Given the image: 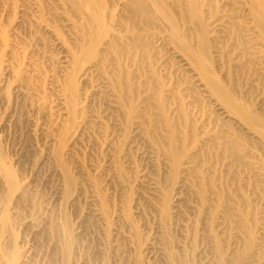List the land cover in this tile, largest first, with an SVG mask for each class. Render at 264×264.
Masks as SVG:
<instances>
[{
  "label": "bare ground",
  "instance_id": "obj_1",
  "mask_svg": "<svg viewBox=\"0 0 264 264\" xmlns=\"http://www.w3.org/2000/svg\"><path fill=\"white\" fill-rule=\"evenodd\" d=\"M0 99L1 129L26 107L62 201L86 198L89 221L133 264L143 252L191 264L185 195L205 220L202 264H264V0H0ZM1 139L0 264H32L17 210H41ZM141 201L155 236L139 229ZM69 221L44 228L50 264H76Z\"/></svg>",
  "mask_w": 264,
  "mask_h": 264
},
{
  "label": "rangeland",
  "instance_id": "obj_2",
  "mask_svg": "<svg viewBox=\"0 0 264 264\" xmlns=\"http://www.w3.org/2000/svg\"><path fill=\"white\" fill-rule=\"evenodd\" d=\"M0 101H1V99H0ZM13 101H14V99L12 98V102ZM5 110H6L5 105L1 101L0 102V137L2 138L1 139L2 140V146L4 147V150H6L5 152H6L7 156L12 160L13 166L15 165L14 166L15 171L20 175V177H22V178L24 177V179L29 184V190L32 189V190H30V192H31V194L33 193L32 194L33 196H36V197H34V199L36 200L37 203L39 202L38 205L40 206V210H41V212H39L40 214L39 213L33 214V213H31L30 209L27 208L28 204L26 206L24 204L23 205L24 207L22 206L19 210H17L19 220L24 219V221L22 220L23 222L20 225L21 227L19 226V229L17 232L18 246L25 248V249L27 247V250H30V252H31L30 259H33V260H31V262H33L32 264H48V262L50 264L49 258H50L51 248H48V247H50V243L47 240V236L45 234L44 228H46V226L49 227L52 222H54V224L55 223H57V224L62 223V218H64L65 215H66L67 219L70 220L69 223L71 224L72 228L75 229V231H76L75 240H76V242L78 240V243H76V245L77 246L79 245L78 247L76 246L77 250H78V258L76 260V264H118V263L119 264H133V262L130 261V260H132L131 257L133 255V252H129L131 255V257H130L126 247L123 246V244H121L120 248L122 249V251L119 249L120 251L118 250L119 252H117L115 247H114V249L116 251V253H115L114 249H113V246H115V245L112 244L113 246H111L112 241L116 244V241H114V240H116L114 238V234L112 232H110L109 238L111 240L109 243H106L104 241L105 240L104 234H102L103 229L99 225H96V224L91 223L89 221V219L91 218V216L89 215L90 214V209H89L90 206H89V202L86 200V198L85 199L83 197L81 199L79 198V200L73 204L72 203L67 204V203H64L62 201L63 200L61 198L62 196L59 193V184H57V182H58L57 175L55 173L52 174L51 171L49 172L50 168L48 167L47 164L41 163L42 159L44 158V155H45L44 153L46 152V148H45L46 146H44L45 145L44 141L42 142V139L40 140L39 138L36 141H33L31 139L32 138L30 136L31 135V133H30L31 127L29 125H27V122L25 121V116L27 114L26 107L23 108V106H20V104L17 106L16 116L20 117L21 123H17V124L7 123V125L9 124V126H7L4 130H2L1 129L2 125L6 123V119H7V112L8 111L7 110L5 111ZM24 113H26V114H24ZM23 116H24V118H23ZM28 132H29V134H28ZM28 142L30 143V145ZM5 145H6V147H5ZM42 155H43V157H42ZM140 161H141V159H138L136 161V164L138 166H140L139 168H141V167H142V169L145 168L146 163L143 160L141 162ZM123 164H124V166L128 167V165H126L125 162ZM41 166H42V168H41ZM41 173H43V174H41ZM21 174H22V176H21ZM36 176H37V178H36ZM51 179H52V181H51ZM33 182H35V183H33ZM36 189H39V190H36ZM57 190H58V192H57ZM185 196H184V200H183L184 203L180 204V210L181 211L183 210L182 213L185 212L184 214L187 216V217H185L183 214L185 219H187L189 216L190 218H192V219L188 218L191 222L193 220H195L193 222L196 223L197 230H198L196 233V236H198V238H197V242L195 244V247H196V250L199 252H197L195 254V256L191 255L189 252L190 256L188 258H189L191 264H202V262L205 260V258L211 257L210 256L211 253H208L209 250L206 249L207 248L206 247V245H207L206 235H205L206 232H204L205 231V223H204L205 220L203 217H202L203 218L202 219L201 216H198V218H196L197 217L196 211L193 209L192 211H195L193 213L191 211V208H189L188 204H187V203H189L188 199L190 197H187V195H185ZM189 200H190V202H192L191 206H193L192 205L193 201L191 199H189ZM43 206H45V207H43ZM184 206H186V207H184ZM143 207H144V209H143ZM146 208L148 209L146 204L144 202L142 203V201H141V216L139 215L140 218H138L139 216H137L136 221L138 223L139 229H142L141 233L143 235L145 234V232L147 234V231L149 230L150 233H148V234L150 236H155V233L157 231L156 230L157 229V221L155 222L156 218L154 216L155 214L153 215V213L149 209L147 210ZM26 210L29 212H27ZM142 210H144V211L146 210V212L144 213V211H142ZM187 211H189V212L187 213ZM19 213H21V214H19ZM147 213H148V215H147ZM61 214H62V216H61ZM150 214H151V216H150ZM33 216H35V217L33 218ZM152 216H153V218H152ZM183 216H181L179 219H176V223H175L176 227L179 225V221H180V225H181V223L183 224L184 221L181 222V219L185 220L183 218ZM87 217H89V218H87ZM34 219L37 221V224H36V221ZM54 219H56V220H54ZM145 219H146V221H145ZM196 219H197V221H196ZM29 220H32V221H29ZM24 222H26L27 224ZM31 222H33V224ZM177 222H178V225H177ZM202 223H204V224H202ZM39 225H41V226H39ZM32 226H34V227H32ZM175 226H173L174 228H172V235H174L173 236L174 240L177 241V243H178V241L183 242V238L181 240L180 237H182V236H180V234H179L181 231V230H179V228L181 229V227L178 226V228L176 229ZM148 227H150V228H148ZM38 228H40V229H38ZM89 229H90V231H89ZM215 229H216V224L214 225L213 234L220 241L224 237H223L222 233L219 232L220 231L219 228H217L216 230ZM37 230H39V231H37ZM177 230H179V231H177ZM27 231L29 232V234L27 233ZM152 232H154V233H152ZM218 233L220 234V236H218L219 235ZM175 236H177V237H175ZM204 237H205V239H204ZM101 239H103L102 242H101ZM204 240H205V242H204ZM108 244H109V246H108ZM111 247H112V249H111ZM201 249L204 251H202ZM123 251H125V252H123ZM176 251H178V250H176ZM186 251L188 252L189 249ZM127 253H128V255H126ZM198 253H199V255H198ZM204 254L205 255L207 254V255L205 256ZM125 256L126 257L128 256V258H126ZM32 257H34L35 259ZM141 257H142L141 258V264H152V262H153V264H155L154 263V255L151 256V255H148L147 253L143 252V253H141ZM151 257H153V259ZM80 258H82V259H80ZM128 260L130 262H128ZM155 262H156V264H163V263L159 262V259L156 260ZM56 263L62 264L59 261L55 262L54 264H56Z\"/></svg>",
  "mask_w": 264,
  "mask_h": 264
}]
</instances>
